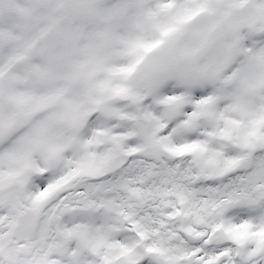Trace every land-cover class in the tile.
<instances>
[{"label":"snow or ice","instance_id":"snow-or-ice-1","mask_svg":"<svg viewBox=\"0 0 264 264\" xmlns=\"http://www.w3.org/2000/svg\"><path fill=\"white\" fill-rule=\"evenodd\" d=\"M0 264H264V0H0Z\"/></svg>","mask_w":264,"mask_h":264}]
</instances>
